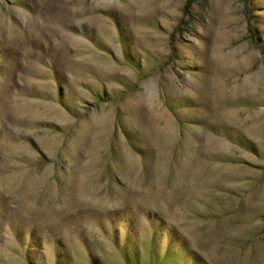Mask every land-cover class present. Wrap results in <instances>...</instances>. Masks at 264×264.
Masks as SVG:
<instances>
[{
    "label": "rangeland",
    "instance_id": "rangeland-1",
    "mask_svg": "<svg viewBox=\"0 0 264 264\" xmlns=\"http://www.w3.org/2000/svg\"><path fill=\"white\" fill-rule=\"evenodd\" d=\"M0 264H264V0H0Z\"/></svg>",
    "mask_w": 264,
    "mask_h": 264
}]
</instances>
